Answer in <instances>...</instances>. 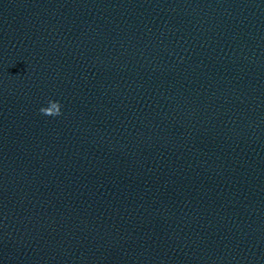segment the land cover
Segmentation results:
<instances>
[{
    "label": "clouds",
    "instance_id": "1",
    "mask_svg": "<svg viewBox=\"0 0 264 264\" xmlns=\"http://www.w3.org/2000/svg\"><path fill=\"white\" fill-rule=\"evenodd\" d=\"M48 107H41L40 108V113L45 115V116H52L56 117L61 115V104L59 101H54V100H49L48 101Z\"/></svg>",
    "mask_w": 264,
    "mask_h": 264
}]
</instances>
